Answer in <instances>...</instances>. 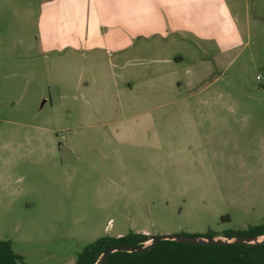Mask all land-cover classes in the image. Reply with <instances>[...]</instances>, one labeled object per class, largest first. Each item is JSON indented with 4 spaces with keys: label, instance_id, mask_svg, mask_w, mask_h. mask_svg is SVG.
<instances>
[{
    "label": "rangeland",
    "instance_id": "374dc122",
    "mask_svg": "<svg viewBox=\"0 0 264 264\" xmlns=\"http://www.w3.org/2000/svg\"><path fill=\"white\" fill-rule=\"evenodd\" d=\"M48 2L0 0V240L20 263L73 264L103 236L263 224L264 0L190 13L200 34L184 39L171 19L165 75L144 59L110 67L133 83L130 97L119 93L123 110L105 53L46 49L38 17ZM76 60L88 62L79 87L66 67Z\"/></svg>",
    "mask_w": 264,
    "mask_h": 264
},
{
    "label": "crops",
    "instance_id": "0c3cea01",
    "mask_svg": "<svg viewBox=\"0 0 264 264\" xmlns=\"http://www.w3.org/2000/svg\"><path fill=\"white\" fill-rule=\"evenodd\" d=\"M48 7L45 6L39 13L38 21L41 28L45 31L46 49L56 51H67L69 47L74 49L75 53H80L81 57H88L90 52H103L107 60L103 59L101 64L107 66L110 76L113 79V87L118 96L117 107L123 110L125 103H121L119 93L125 92V97H130V91L133 90V83L124 73H114L110 67L117 68L129 66L135 69V63L142 61L151 62L147 65L148 72L151 75L159 70V74L165 75L163 68L171 64L172 55L165 54L166 40L164 39L168 30L172 29L170 20H187L191 23L189 29L178 30V26H173L172 33L178 34L179 39H184V31L187 36H198L200 31L192 24L190 13L194 15L200 10L205 9L218 13L230 14L228 0H48ZM185 16V18H184ZM184 18V19H183ZM169 24V25H168ZM102 29H105L102 31ZM218 40L226 38L223 31H214ZM185 34V33H184ZM54 35L53 39L51 38ZM142 37L145 41L138 46L137 38ZM161 37H163L161 39ZM185 37V38H186ZM165 40V41H163ZM225 44V43H223ZM92 54V55H93ZM170 54V53H169ZM197 55V54H196ZM35 55L27 56L32 60ZM25 57V56H23ZM196 56L192 57L195 58ZM96 59L90 63L93 67L87 76L92 75L96 80L93 70L96 67ZM196 59V58H195ZM75 63H66V67L74 68L78 75L77 87L84 79L81 67V60ZM167 63V65L165 64ZM153 67V68H152ZM169 69V67H168ZM99 71L95 68V74ZM99 75V74H98ZM134 74L131 76L133 77ZM166 77V76H165ZM73 74L69 75L67 81H75ZM152 76L150 77V81ZM193 81V77H191ZM66 81V82H67ZM190 81V80H189ZM126 87L127 91L123 90ZM175 97H185L181 92H174ZM194 93V92H193ZM160 92L153 96L158 97ZM177 99V98H176ZM128 106L132 107V101L128 100ZM172 98V102H173ZM124 104V105H123ZM166 106L160 104L159 108ZM148 111H150L148 109ZM118 121V119H117ZM148 234V231H145ZM122 236L118 234L116 237Z\"/></svg>",
    "mask_w": 264,
    "mask_h": 264
},
{
    "label": "trees",
    "instance_id": "16d2710c",
    "mask_svg": "<svg viewBox=\"0 0 264 264\" xmlns=\"http://www.w3.org/2000/svg\"><path fill=\"white\" fill-rule=\"evenodd\" d=\"M235 234L264 235V223L250 226L243 231L227 230L224 233L225 236ZM150 236L143 232H130L118 237H100L79 252L73 264H96L103 251L111 245H143ZM22 260L23 257L13 250L11 241L0 240V264H21ZM105 264H264V244L205 245L162 240L149 250L140 253L115 251L111 253Z\"/></svg>",
    "mask_w": 264,
    "mask_h": 264
},
{
    "label": "water",
    "instance_id": "95a60500",
    "mask_svg": "<svg viewBox=\"0 0 264 264\" xmlns=\"http://www.w3.org/2000/svg\"><path fill=\"white\" fill-rule=\"evenodd\" d=\"M162 240H174L182 243L205 244V245H219L230 243H247V244H264V235H249V234H235L225 236L224 234H216L213 236L207 235H192L180 233H160L151 235L149 240L143 245L131 244H117L111 245L105 249L96 264H105L111 253L115 251H128L132 253H140L149 250L154 245Z\"/></svg>",
    "mask_w": 264,
    "mask_h": 264
}]
</instances>
